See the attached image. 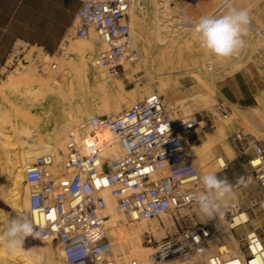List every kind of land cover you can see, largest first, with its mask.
I'll use <instances>...</instances> for the list:
<instances>
[{
	"label": "built area",
	"instance_id": "1",
	"mask_svg": "<svg viewBox=\"0 0 264 264\" xmlns=\"http://www.w3.org/2000/svg\"><path fill=\"white\" fill-rule=\"evenodd\" d=\"M76 2L73 35L87 38L93 31L97 37L98 50L91 66L115 76L125 62L139 59L130 25L131 0ZM140 10L136 5L134 11ZM66 43L64 40L59 44L58 54H64ZM28 50L25 41L15 39L3 67L22 68L31 64L40 72L56 68L55 62H49L54 53L36 47L27 59ZM217 61L218 58L210 57L207 68L212 70ZM226 77L222 73L219 78ZM228 115V109L217 104L211 118L205 120L195 115L172 118L162 97L153 93L116 114L86 119L77 134L66 139L61 174L51 170L53 156L50 154L39 155L24 165L25 183L30 188V221L42 232L43 240L52 236L60 245L66 264H114L118 255L106 225L107 205L101 195L108 191L129 223L173 215L176 227L173 235L155 240L151 231L145 232L144 243L151 248L147 264H229L235 250L222 251L218 247L228 245L230 236L234 238L235 228L248 222L234 223L235 217L247 214L237 200L227 203L223 216L212 220L202 214L199 221L192 214L174 215L176 211L198 207L194 197L205 191L195 165V145L190 141L192 131ZM101 131L113 134L120 146L118 155H104L111 144L103 139ZM229 139L235 148V158L250 169L236 178L233 189L256 181L264 190V141L240 130L233 132ZM127 144L134 147L125 151ZM215 161L219 171L227 169L230 162L223 154ZM241 177L243 183L238 182ZM36 217L43 224L35 222ZM93 233L98 236L94 242L89 239ZM234 240L242 264H251L255 255L253 247L264 251V244L255 231ZM84 248L88 249V255L77 256ZM129 264L139 262L131 258Z\"/></svg>",
	"mask_w": 264,
	"mask_h": 264
},
{
	"label": "rangeland",
	"instance_id": "2",
	"mask_svg": "<svg viewBox=\"0 0 264 264\" xmlns=\"http://www.w3.org/2000/svg\"><path fill=\"white\" fill-rule=\"evenodd\" d=\"M131 1L133 10L132 13L135 15V20L130 19V25L133 41L139 54V59L131 62L128 68H125L124 66L118 75L115 76L91 66V62L98 50L97 37L95 42L94 40L92 41L94 49L89 51L87 55H84L83 60L87 76L84 75L83 77L81 73H76L75 70L72 72L73 70L70 69L71 65H76V67L81 66L82 54H78L77 51H74L71 45L86 42L88 40V38L76 37L73 35L74 31L72 23L70 24L67 32L60 37L56 43L52 44V46H44L41 43L28 41L24 37L20 36H16L13 39V41L15 39H21L28 44L29 50L26 51L25 56L27 59L31 58L30 56L32 55V52L36 50V47L43 46L48 51H50L49 49L51 48L54 49V52H51L54 53V55L49 62H55L56 68H46V70L40 72L31 64L22 68H14V66H11L10 68L5 69L3 74L0 76V123L3 125L0 127V138H7L10 136L11 132V135L13 136L12 140L16 143V146H18L17 148L15 145H11L14 142L9 138L5 141L6 145L9 143V145L12 146L10 147L12 149H9L10 151L7 152L8 155L12 157V161L14 158L20 156V150L24 154V150L26 149L25 144L23 145L24 142H21L20 138H15V134H13L14 130L22 128L32 130L33 132H31L33 134L31 133L29 142L33 141L36 145L43 146L51 142V137L55 132V129L59 128L63 124L65 120L64 118L70 113L81 116L77 118L76 121V123H78L77 130L79 129L80 124L85 122L86 119L94 115L105 114L100 107L101 102L99 100L101 94L100 87L103 82H107L111 85V92L115 96L119 86H122L123 91L117 95L122 102L118 112H120V110L122 111L127 109L135 102L141 101L145 97L156 93L162 97L167 108L170 109L172 118H187V116L192 117L195 115L197 118L205 120L207 118H211V115L214 113V106L221 104L217 97L219 94V84L222 80V78L219 77L222 73L229 76L249 69L252 73L264 78V0H255L253 5L248 9L250 20L259 28V33L257 34L251 27L248 26L247 35L244 37L246 41L245 47L230 58L218 59L212 70H209L206 65L207 60L212 56L200 47L196 34H193L194 39H184V37L188 35L187 32H190L191 29L190 27H183L182 24L184 22L186 23L200 19L203 14H206L208 10L221 2V0ZM250 1L252 0H233L232 4L236 8H242ZM136 5L141 7L139 12L134 11L136 9ZM226 10L223 11V14ZM90 35L91 31L89 33V36ZM61 39L67 40L63 55L56 52ZM10 48L11 46L9 47L7 54L9 53ZM161 63H164L165 65L173 63L175 65H180V68L193 64L192 67H194V69L188 73L176 71L170 72L169 70H167L166 73H160L159 68L161 67L160 65H162ZM25 75L29 77L28 84L40 87V91L34 90V92L31 90L32 94L30 95L32 96L31 98H28V100L24 98V84L10 88L11 78L18 79L24 77ZM195 76L196 78H194ZM51 77H54L59 81V85H57V87L60 89L57 90L56 88L54 90L56 91L55 94L49 93V90L47 91V87L45 86V81H48ZM195 79L198 80L196 81ZM161 81L169 84V90L160 87ZM200 81H202V83ZM41 82L44 84L42 85ZM42 86L44 87L42 88ZM262 88H264V84H262ZM44 90L47 92L43 93L45 92ZM203 95H207L210 98L208 106H203V101L201 102L199 100L203 97ZM194 99H197L198 103H195ZM201 107L204 108L202 109ZM184 108L188 111L183 113ZM235 109L237 111L236 116L227 124L224 134L219 136L216 142L210 143L205 139L208 135L214 132L215 127L222 120H227L230 117V114L220 120L212 121L210 125L203 129L198 128L193 130L190 138V141L194 142L195 145L193 150L195 154V165L198 169L199 175H202L201 167L204 164L206 165L211 161H215V159L221 155L218 152L220 149L223 152L222 154L230 162L225 170L219 171V167H217L215 174L221 178L226 177L232 185L241 173L249 172L250 169L243 161L235 158V148L230 142L229 137L233 132L240 130L244 133L254 135L256 138L264 141V89H262L254 98H251L249 102L245 104V108H234V110ZM187 113H190V116ZM234 124L236 126H234ZM67 137L65 138V142ZM9 145H7V148H9ZM13 146H15L14 148L17 151L13 149ZM16 152L18 153V156ZM40 153L43 154L44 152ZM39 155L40 154L35 157L33 156L30 160L24 159L23 157V164L25 165L26 163L33 161ZM54 161L53 156V166L51 167V170L54 174H61L63 172V159L61 161V169L59 171H57L54 167ZM24 165L22 167H24ZM24 184L27 187L26 199L28 201L30 188L26 183ZM249 187L255 188L252 192H259L261 189L258 182L252 181L248 184L234 188L233 192L241 191L243 194L245 189ZM109 195L106 194L107 197L113 199ZM232 200L235 201L236 198H230L227 203ZM0 211L3 213L1 214L0 212V214L4 216L2 217L0 215V234L6 230L11 219L18 217L26 218L27 216V214L26 216H21L16 213L9 206V204L2 199V197H0ZM118 211L119 214L122 213L120 210ZM181 214H187L189 216L192 214L197 221L201 220L199 207H190L174 213L175 216H179ZM122 215L125 222L124 226L127 231L134 230L133 228L138 227L141 222H145L146 228L138 236V242H135L136 239H130V241L125 243L121 241L116 234L111 232V229L109 228V235L111 236L112 243L114 244L115 253L118 255L117 261L115 262L116 264H129L131 258L135 259V254L142 251L143 248H148L144 243L146 231H151L155 240H160L163 237L173 235L176 232V227L172 221L173 215L167 214L161 216L158 220H140L133 223H129L126 215L123 213ZM248 218V222L240 226L242 228H235L237 230L234 231V238L242 232L244 227L251 226L252 228L249 231H255L260 237V240H264V233H261L259 228L253 229V227L257 225L255 219H252L249 216ZM37 230L39 231V229ZM230 238L231 242H229L228 245L226 244V246L219 245V250L223 251L225 249H232L235 250V253L236 251L239 253L237 250V241L234 240L233 236H230ZM42 240L43 237L42 239H33L32 237H28L23 246V248L27 250L24 256H15L10 253L4 245L2 246L0 244V249L2 250H0V252H3L0 253V264H6L5 261L8 264V261L10 260L13 261V264H32L33 260L31 253L34 250H39L45 256L44 253L48 254L47 250L55 246L52 242L49 244H40V241ZM136 243L139 245H136ZM262 244H264V242H262ZM148 253L150 254L149 248ZM1 256L3 258L5 257V259Z\"/></svg>",
	"mask_w": 264,
	"mask_h": 264
},
{
	"label": "bare ground",
	"instance_id": "3",
	"mask_svg": "<svg viewBox=\"0 0 264 264\" xmlns=\"http://www.w3.org/2000/svg\"><path fill=\"white\" fill-rule=\"evenodd\" d=\"M254 1L255 0L250 1L245 7H242V8L248 10L250 8V6L253 4ZM226 7H234V6H233V4H231V2L229 0H226V1H223V2L215 5L214 7H212L210 10H208L206 12V14H203V16H217L218 14L223 12V10ZM131 14H133V13L131 12ZM134 16H135L134 14L131 15L130 19L131 20H135ZM198 20L199 19H196L195 21H190V22H186V23L184 22L182 24L183 27H186V28L190 27V29H191L190 32H187V34L189 36L185 34L186 37H184V39L185 38H189V39L193 38L194 39V37H193L194 35L193 34H196L195 25H196ZM248 26L251 27L254 30V32H256L257 34L259 33V29L253 23L250 22V24ZM87 38H88V40L86 42H80L78 44H72L71 45L74 51H77L78 54L79 53L82 54L81 55L82 64H81L80 67H76V65H71L72 67L70 66V69L73 70L72 72H74V70H75L76 73H79V74L81 73L83 77H84V75L87 76L85 63H84V60H83L84 59V55H87V53L89 51H92L94 49V45L92 44V41L94 40V42H95L96 34L93 31H91V35L89 37H87ZM189 39H187V40H189ZM193 39H191V40H193ZM133 43H134V41H133ZM134 45H135V43H134ZM69 48H70V46H69ZM192 65L193 64H190V66L188 65V66H184V67L180 68V65H175L173 63L170 64V65H165L163 63L162 65H160L161 67L159 66L160 67L159 68V72L160 73H163V72L166 73L167 70H169L170 72L176 71V72H187L188 73L189 71L194 69V67H192ZM68 66H69V64H68ZM124 66H125V68H128L130 66V63L129 62H125ZM194 78H196V76ZM28 80H29V77L27 75H25L24 77L18 78V79L11 78V84H10V88L11 87L12 88L13 87H17L18 85L20 86V84H24L25 87H24V90H23L24 91L23 94L25 95L24 98L27 99V100H28V98H31V96H32V95H30V94H32L31 90L40 91L39 90L40 87H37L36 85L28 84L29 83ZM200 82L202 83V81H200ZM41 84L43 85L44 83L41 82ZM57 85H59V81L57 79H55L54 77H51L50 79H48V81L47 80L45 81V86L47 87V91L49 90L48 91L49 93L55 94L56 91H54V90L56 88H57V90L60 89L59 87H57ZM43 87L44 86H42V88ZM160 87L169 90V84L168 83H164L163 81L160 82ZM100 88H101V94H100L99 100L101 102L100 103V107L104 111L103 113H105V114H116V112L119 111V108L121 107V104H122L121 99L119 98V96H117V95H119L121 93V91H123L122 90V86L121 85L119 86L118 90L116 91V93H117L116 96L112 94V92H111L112 87H111V85L109 83L103 82V84L101 85ZM44 91L45 92H43V93L47 92L46 90H44ZM26 95H28V96H26ZM33 95H34V93H33ZM209 99H210L209 96L203 95V97H201V99H199V100L201 102L203 101L202 102L203 106H208L209 102H210ZM169 101H170V99H169ZM194 102L198 103V100L194 99ZM183 110H184L183 113L188 111L185 108ZM236 113H237V111L235 109L234 113L230 114V117L227 120H224V121L222 120L215 127L214 132L211 133L210 135H208L205 140L210 142V143L216 142L217 138L224 134L225 127L236 116ZM188 115L190 116V113ZM79 117H81V116L78 115V114L76 115V114H71L70 113L69 115H67V117L64 118L65 120H64L63 124L59 128L55 129V132L53 133V135L51 137V142L46 144V145H43V146H38L33 141L29 142V138H31V133L33 132L32 130H30L28 128H22V129L14 130L13 134H15V138L16 139L20 138L21 142H24L23 145L25 144L26 149L24 150V154L20 150V153H19L20 156H18V153L16 152L18 157L14 158L13 161H12V157H10L8 155V153H7L8 151H10L12 149V148H10V147H12L11 145H15L16 146V143L12 140L13 136L11 135V132L9 131L10 132V136H8L9 135L8 134L7 138H5V137L0 138V197H2V199L4 201H6L9 204V206L16 213H18L19 215H21V216L25 215L26 216V214H27L26 218L28 220H30L29 217H28L29 201H27V199H26L27 187L24 184L25 183V179H24L23 169H22L23 168L22 166L24 165L23 164L24 163L23 162V157H24V159L30 160V158L32 159L33 156L35 157L38 154H40V155H43V154L44 155L45 154L53 155L54 156V160H55L54 161V167L57 169V171H59L61 169V161L63 159L64 153L66 152L65 138L67 136L69 137L70 135H76L77 134V132H78V130H77L78 123H76V121H77V118H79ZM1 118H2V116H1ZM22 118H24V117H22ZM5 119H3V120H5ZM6 121H4V122H6ZM0 122H1V119H0ZM31 122H33V121H31ZM1 126H3V125L1 124L0 127ZM14 127H15V124H14ZM3 128H5V127H3ZM22 132H27L29 134L28 135H21ZM0 134H1V132H0ZM4 136H5V134H4ZM101 136L103 137V139L110 141V144H111V147L106 149V151L104 152V155L105 154H107L108 156H116V155H118V153L120 152V146L118 144H116V140L114 139L113 134H111L109 131H103V132L101 131ZM8 138L11 139L15 143V144L12 143L11 145H9V143H7V145H9V148H7V145L5 143V141H7ZM9 142H10V140H9ZM15 146H13V149H15L14 148ZM16 147L18 148V146H16ZM40 152H44V153L41 154ZM16 153H14V154H16ZM193 155H194V158H195L194 150H193ZM11 156H12V154H11ZM218 166H219V164L216 161H211V162H209L206 165L204 164L201 167V174L203 175V174H206V173H215L216 168ZM62 168H63V166H62ZM106 194L109 195L108 191H103L101 193V195L104 197V199L106 201V205H107L106 225L108 226V228L111 229V232L116 234V236H118L121 239V241H123L124 243L127 242V241H130V239H136L135 242H138V240H139L138 236L146 228L145 222H141L138 225V227L133 228L134 230L127 231L125 226H124L125 222H124V218H123L122 213L121 214L118 213L119 211L115 207L114 200L110 199L109 197H107ZM1 214H3V213L1 212ZM2 217H4V216H2ZM246 220H248V216L246 215V213H243L240 216L234 218V223H238V222H242V221H246ZM35 222H37L38 224H43L42 219H40L38 217L35 218ZM51 242L55 246H53L51 249H49L51 251L47 250L48 254L44 253L45 254V256H44L45 257L44 264H65L66 262L63 259L61 260L60 245L56 243V241L54 240V238L52 236L47 237L44 240L40 241V244H46V243L49 244ZM133 243H134V241H133ZM0 244L2 246L4 245L2 242H0ZM136 245H139V244L136 243ZM2 246H1V248H2ZM148 248H149V250L151 252V248L150 247H148ZM148 248H143L142 251H140L137 254H135V259L139 262V264H147V260H148V256H149ZM26 252H27V250L22 248V249H19L15 253H12V254L15 255V256H24L26 254ZM253 252H254L255 255H254V259L252 260L251 264H264V251L261 252V251H259V250H257L256 248L253 247ZM0 253H3V252H0ZM3 259H5V257ZM232 259L233 260L230 261L229 264H242V262H243L242 257L239 256L237 251H236V253L234 252V254L232 255ZM2 262H3V260H2ZM5 263L7 264L6 261H5ZM8 264H13V261H11V260L8 261ZM114 264H116V263H114Z\"/></svg>",
	"mask_w": 264,
	"mask_h": 264
},
{
	"label": "crops",
	"instance_id": "4",
	"mask_svg": "<svg viewBox=\"0 0 264 264\" xmlns=\"http://www.w3.org/2000/svg\"><path fill=\"white\" fill-rule=\"evenodd\" d=\"M223 1L226 0H221ZM229 1L232 4L233 0ZM77 6L76 0H0V76L5 70L3 62L8 49L16 36L44 46H52L73 23ZM227 8L229 7L224 10ZM221 14L223 12L217 16ZM250 22L253 23L251 20ZM62 40L64 39H61L59 44ZM49 50L48 52H54L52 48ZM262 84H264V78L252 73L249 69L240 71L221 80L217 98L223 106L228 108V113L232 114L234 108H245V104L264 89ZM218 152L223 153L220 149ZM253 189L255 188H246L243 194L241 191H235L232 197L236 198L240 207L247 211V216L255 219L257 225L253 229L259 228V231L264 233V190L252 192ZM240 228L242 227L237 229ZM251 228V226L244 227L236 236L242 237Z\"/></svg>",
	"mask_w": 264,
	"mask_h": 264
},
{
	"label": "clouds",
	"instance_id": "5",
	"mask_svg": "<svg viewBox=\"0 0 264 264\" xmlns=\"http://www.w3.org/2000/svg\"><path fill=\"white\" fill-rule=\"evenodd\" d=\"M249 24L250 14L247 9L229 7L223 15L201 17L195 25V32L203 50L215 58L226 59L245 47L244 37L247 35ZM133 147L127 144L124 150L130 151ZM200 181L205 191L194 197L200 213L208 220L223 216V209L233 193V185L226 177H218L215 173L201 175ZM238 182L243 183V178H239ZM42 236V232L38 231L30 220L18 217L9 221L6 230L0 234V242L10 253H15L23 248L28 237L42 239ZM89 239L94 242L98 236L93 233ZM76 255L87 256L88 249H81ZM31 256L33 264H44L45 257L39 250H34Z\"/></svg>",
	"mask_w": 264,
	"mask_h": 264
}]
</instances>
